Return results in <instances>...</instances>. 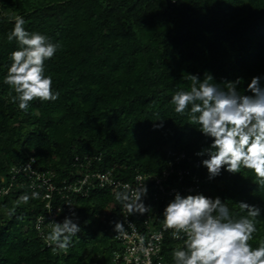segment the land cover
I'll return each instance as SVG.
<instances>
[{
    "label": "trees",
    "instance_id": "16d2710c",
    "mask_svg": "<svg viewBox=\"0 0 264 264\" xmlns=\"http://www.w3.org/2000/svg\"><path fill=\"white\" fill-rule=\"evenodd\" d=\"M16 16L60 45L45 69L59 98L36 99L27 111L2 82ZM188 74H211L218 84L240 78L241 93L264 74V0H0V264H109L111 216L104 211L120 204L115 193L97 188L79 197L81 230L66 252L54 253L35 228L42 199L18 202L31 193L21 180L1 192L9 170L32 158L61 179L76 170V156H95L91 165L129 181L159 172L175 151L201 161L194 153L208 141L170 103L175 91L190 89ZM199 169V193L219 196L234 215H246L241 201L261 207L249 243L264 240V186L251 170H222L209 180Z\"/></svg>",
    "mask_w": 264,
    "mask_h": 264
},
{
    "label": "clouds",
    "instance_id": "9594fccd",
    "mask_svg": "<svg viewBox=\"0 0 264 264\" xmlns=\"http://www.w3.org/2000/svg\"><path fill=\"white\" fill-rule=\"evenodd\" d=\"M6 39L16 44L9 53L2 81L15 93L11 101L27 111L36 99L57 100L59 92L53 90L52 76L46 75L45 69L46 61L59 50V43L42 32L26 29L23 16L14 18ZM188 78L190 89L175 91L170 103L174 112L188 115L208 141L194 153L202 158L207 179H214L222 170L235 174L249 169L257 185L264 186V74L253 76L243 93L237 88L240 78L223 84L216 83L211 74L202 79L188 74ZM147 195L145 184L136 188L125 184L115 192L114 199L130 216L152 210L144 202ZM40 196L39 191H32L18 197V202L28 203ZM66 204L69 214L62 221H50L51 230L44 237L54 253L66 252L81 230L73 206ZM238 205L246 215H234L219 196L175 192L160 214L162 230H171L174 239L183 241L172 251V264H264V240L256 246L249 243L258 230L262 209L245 201ZM110 223L117 238L125 235L124 220Z\"/></svg>",
    "mask_w": 264,
    "mask_h": 264
},
{
    "label": "built area",
    "instance_id": "2783aa9c",
    "mask_svg": "<svg viewBox=\"0 0 264 264\" xmlns=\"http://www.w3.org/2000/svg\"><path fill=\"white\" fill-rule=\"evenodd\" d=\"M94 159L95 156H76V170L66 177L56 179L53 171L37 168L30 158L10 168L8 186L2 188L1 192L6 193L12 182L21 180L20 184H26L31 192L41 193L44 212L36 218L35 228L39 237L49 246L44 237L48 234L47 230L51 229L50 221H60L61 215L69 214V206L63 208L66 203L70 202L75 210L76 200L87 197L94 189H109L115 193L122 190L125 184L132 188L145 184L148 195L144 202L152 210L129 216L127 210L119 204L113 211L111 207L104 211L105 215L111 216L107 222L113 242L109 264H172V251L181 247L183 241L174 239L171 230H162L160 214L175 192L187 194L201 191L204 179L200 175V160L191 159L184 151H175L172 159L159 172H137L131 180L126 181L115 177L113 168L102 170L91 165ZM115 220L125 222V235L119 238L115 236L110 223Z\"/></svg>",
    "mask_w": 264,
    "mask_h": 264
}]
</instances>
